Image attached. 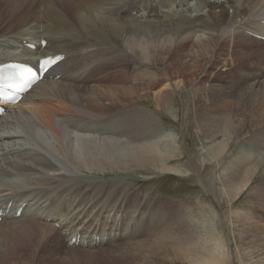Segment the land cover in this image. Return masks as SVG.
Returning a JSON list of instances; mask_svg holds the SVG:
<instances>
[{
  "label": "bare ground",
  "instance_id": "obj_1",
  "mask_svg": "<svg viewBox=\"0 0 264 264\" xmlns=\"http://www.w3.org/2000/svg\"><path fill=\"white\" fill-rule=\"evenodd\" d=\"M255 19H264V0H226L221 4L213 0H0L1 61H28L60 51L68 54L56 66L62 74L58 79L36 83L1 117L0 205L10 198L16 205L26 200L27 205L20 217H4L0 228L22 236L26 244L49 248L44 259L60 246L66 232L68 239L79 234L78 244L85 240L92 246L107 242L105 237L117 234L121 226L120 241L109 243L113 248H102L112 252L123 247L128 238L136 240L128 241L132 248L123 247L127 251L115 253L121 258L137 253L142 254L141 259L178 255L190 264H222L226 253L218 242L211 241L213 237L191 241L172 225L171 218L163 219V200L156 208L155 234L150 231L151 238L139 239L145 234L143 228L150 230L154 207L147 220L143 221V216L157 195L150 189L133 191V183L124 184L125 177L107 180L103 173L144 168L188 173L189 168L182 169L176 162L184 156L178 134L162 125L161 116L136 101L151 94L156 107L178 119L172 107L173 94L186 82L177 77L192 75L191 69L202 59V49H207L208 62L227 52L231 43V52L246 44V54L264 58V42L242 33L250 30L246 25L254 27L251 20ZM44 37L46 46L40 48L38 41ZM23 40L37 42V49L25 48L20 44ZM98 67L117 72L137 70L138 74L119 83H127L124 86L83 88ZM142 78L148 81L143 83ZM240 83L234 79L226 90L233 100L240 97L235 85ZM243 83L249 84L243 97L248 103L258 100V111L250 113L247 107L230 112L220 131L203 135L209 145L200 149L211 164L227 147L239 146V155L229 164L232 176L225 181V195L229 204L243 197L246 207L233 210L234 216L261 249L253 260L264 264V79ZM190 93L194 98L213 95L215 101L225 96L221 87L212 91L194 85ZM123 204L133 214L121 224L118 208ZM136 218L140 222L134 226ZM146 239L144 250L133 249Z\"/></svg>",
  "mask_w": 264,
  "mask_h": 264
},
{
  "label": "rangeland",
  "instance_id": "obj_2",
  "mask_svg": "<svg viewBox=\"0 0 264 264\" xmlns=\"http://www.w3.org/2000/svg\"><path fill=\"white\" fill-rule=\"evenodd\" d=\"M204 1L209 3V0ZM253 40L262 43L256 39ZM105 42L111 43L108 39H105ZM112 42L118 44L116 40ZM231 47L232 43L227 52L219 54L216 59L210 62L207 61V49H202L200 52L202 59L197 67L191 69L192 75L186 73L177 77L178 80L186 82L184 87L177 89L173 94L172 107L174 113L178 115V119L169 117L156 107L150 98L151 94H148L149 97L135 100L137 105L144 106L150 112L161 116L163 124L159 121L160 124L178 134L183 145L184 156L176 162L183 167L182 169L189 168L187 169L189 170L188 173L176 175L144 168L129 171H107L103 175L107 180L113 176L125 177L124 184L133 183L131 184L133 191L139 193L140 190L150 189L157 195V199L148 207L143 216V221L147 220L151 207H154V213L150 216V230L146 232V228H143L142 232L145 234L141 235L139 239L151 238L150 231L154 229L157 222L155 216H158L159 213L156 211V208L159 207L158 201L163 200L166 203V210H163L165 218L163 219L168 221L171 218L172 225L180 228V231L184 232L191 241L213 237L211 241L218 242L219 249L226 253L222 264H262L253 260L255 255L261 254L257 241L250 236L245 227L240 225L239 217L235 218L234 216L233 210L246 207L243 197L240 196L233 201V204H229L228 196L225 195V181L232 176L229 164H231V159L239 155V146L234 143L229 150L227 147V152L216 163L211 164L206 162V158L203 157L204 154L200 149L204 144L209 145L202 138L203 135L220 131L230 112L243 111L249 107V112L255 113L259 109L258 100L248 103L243 97V92L248 90L247 86H249L243 82L264 79V58L255 59L253 55L246 54L245 51L249 48L246 44L236 52H231ZM103 71L104 75H101ZM137 74V70L133 73L131 71L117 72L98 67L91 71L83 88L97 84L124 86L127 83H119L131 76L135 78ZM234 79L242 82L235 84L239 88L236 93L240 95L237 100H233L232 95L226 93ZM198 80L199 83L197 84ZM142 81L146 83L148 80L142 78ZM194 85L198 86L199 89L208 88L212 91L217 90L218 87L224 88L225 96L220 97L217 101L213 99V95L210 98H194V95L190 93V87ZM154 89L157 90L158 88ZM142 91L144 90L139 92ZM174 163L175 160L170 162V164ZM215 173H219L218 177H215ZM99 175L102 174L99 173ZM125 206L123 204L118 208L121 224H124L126 218L133 214V211L126 210ZM179 207L184 211L181 212ZM214 210L216 213L213 212ZM262 217L264 218V216ZM139 222L136 218L133 225L137 226ZM172 229L170 226V231ZM121 231L122 227L120 226L117 234H120ZM166 232L169 234L167 228ZM177 233L179 232L177 231ZM110 234L106 236L107 242L92 245L94 252H90V248L73 247L67 249L62 244L65 242L61 241L60 246L58 248L56 246L58 250L54 248L48 256L49 259H44L47 250H50L49 248L45 246L37 248L31 243L26 244L22 236L10 232L6 233L0 228V264H190L187 260L180 259L181 256L178 255L172 259L160 258L158 254L154 258L141 259L142 254L137 253L129 258H121L115 253L127 251L123 247L132 248L133 245L128 241L136 240L128 238L127 242L121 244L123 247L119 246L116 251L110 252L107 249L113 248V246L109 243L121 239L115 232L114 235ZM148 239L138 243L133 249L144 250L147 245L142 246V243ZM70 253H76L77 258H71Z\"/></svg>",
  "mask_w": 264,
  "mask_h": 264
},
{
  "label": "snow or ice",
  "instance_id": "obj_3",
  "mask_svg": "<svg viewBox=\"0 0 264 264\" xmlns=\"http://www.w3.org/2000/svg\"><path fill=\"white\" fill-rule=\"evenodd\" d=\"M44 63H45V64H47V63H48V61L46 60Z\"/></svg>",
  "mask_w": 264,
  "mask_h": 264
}]
</instances>
